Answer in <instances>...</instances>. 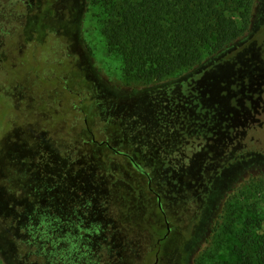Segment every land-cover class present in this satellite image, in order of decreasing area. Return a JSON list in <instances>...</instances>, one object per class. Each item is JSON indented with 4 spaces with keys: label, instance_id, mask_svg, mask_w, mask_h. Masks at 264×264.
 Segmentation results:
<instances>
[{
    "label": "rangeland",
    "instance_id": "374dc122",
    "mask_svg": "<svg viewBox=\"0 0 264 264\" xmlns=\"http://www.w3.org/2000/svg\"><path fill=\"white\" fill-rule=\"evenodd\" d=\"M43 2L40 27L24 29L29 20L20 13V28L0 37V264L239 259L244 196L232 230L206 238L222 196L264 167V153H236L248 121L259 122L264 137V0L245 38L136 91L100 32L98 7ZM85 127L144 167L154 165L155 189L137 187L129 158L113 149L101 162L87 159L86 141L68 140ZM254 211L264 225V200Z\"/></svg>",
    "mask_w": 264,
    "mask_h": 264
},
{
    "label": "trees",
    "instance_id": "16d2710c",
    "mask_svg": "<svg viewBox=\"0 0 264 264\" xmlns=\"http://www.w3.org/2000/svg\"><path fill=\"white\" fill-rule=\"evenodd\" d=\"M86 2L88 7L96 6L100 9V32L106 40L108 49L121 56L123 77L127 84H135L133 91L144 84L157 85L179 77L186 70L199 66L206 59L242 40L252 32L261 7L260 0H86ZM43 3V0H0V37L9 35L14 28H20L18 24L20 13L26 14L29 20L24 29L40 27L37 23V14ZM34 14L36 21L34 18L30 21L29 15ZM68 78L65 77L62 84L64 91L70 92L72 86ZM89 117L87 113L83 114L84 123L87 124ZM261 128L259 122L248 121L243 137L244 145L237 149L236 153L241 155L264 153V137L257 133ZM233 130L231 128L230 132ZM76 138L86 141L80 150L89 160L101 162L105 157H110V149L117 153L123 151L134 167L132 172L136 174L137 180L134 182L137 187L144 184L149 190L155 189L154 165L152 168L144 167L126 150L112 146L110 139L97 141L88 127L71 135L68 140L70 142ZM241 196L245 198L243 208L247 209V214L242 223L239 239L240 258L232 264H264V225L261 220L257 221L260 217L254 211L264 200V167L247 171L231 190L222 196L211 219L210 233L206 241L211 243L220 232L232 230L234 225L232 214L241 204ZM162 198V195L157 193L158 205L165 212ZM168 229L167 227L165 234L158 238L157 242L167 238ZM158 245L159 243L156 246ZM135 259L134 256L123 255L119 257L117 264H134ZM200 260H204V255ZM155 261L148 257L145 263L153 264ZM155 264H158V261Z\"/></svg>",
    "mask_w": 264,
    "mask_h": 264
},
{
    "label": "flooded vegetation",
    "instance_id": "af4514ba",
    "mask_svg": "<svg viewBox=\"0 0 264 264\" xmlns=\"http://www.w3.org/2000/svg\"><path fill=\"white\" fill-rule=\"evenodd\" d=\"M254 30H252V32H253ZM104 143H107V141H104ZM119 153H121V154H125L123 151L122 152H119ZM155 263V262H154ZM153 263V264H154Z\"/></svg>",
    "mask_w": 264,
    "mask_h": 264
},
{
    "label": "water",
    "instance_id": "95a60500",
    "mask_svg": "<svg viewBox=\"0 0 264 264\" xmlns=\"http://www.w3.org/2000/svg\"><path fill=\"white\" fill-rule=\"evenodd\" d=\"M157 261H158V257L156 258V261H155V263H156ZM155 263H154V264H155Z\"/></svg>",
    "mask_w": 264,
    "mask_h": 264
}]
</instances>
